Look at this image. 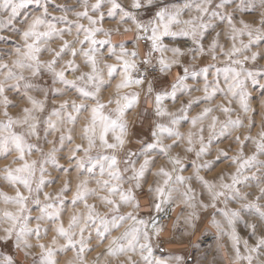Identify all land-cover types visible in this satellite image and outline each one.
<instances>
[{
	"label": "clouds",
	"instance_id": "clouds-1",
	"mask_svg": "<svg viewBox=\"0 0 264 264\" xmlns=\"http://www.w3.org/2000/svg\"><path fill=\"white\" fill-rule=\"evenodd\" d=\"M0 264H264V0H0Z\"/></svg>",
	"mask_w": 264,
	"mask_h": 264
}]
</instances>
